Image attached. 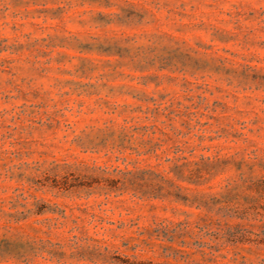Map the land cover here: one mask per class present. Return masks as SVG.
<instances>
[{
    "label": "rangeland",
    "instance_id": "374dc122",
    "mask_svg": "<svg viewBox=\"0 0 264 264\" xmlns=\"http://www.w3.org/2000/svg\"><path fill=\"white\" fill-rule=\"evenodd\" d=\"M0 264H264V0H0Z\"/></svg>",
    "mask_w": 264,
    "mask_h": 264
}]
</instances>
